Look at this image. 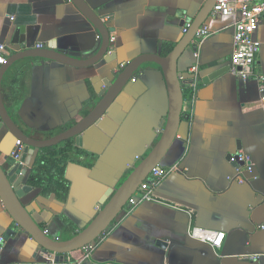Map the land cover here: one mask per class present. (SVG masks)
<instances>
[{
	"label": "crops",
	"instance_id": "obj_1",
	"mask_svg": "<svg viewBox=\"0 0 264 264\" xmlns=\"http://www.w3.org/2000/svg\"><path fill=\"white\" fill-rule=\"evenodd\" d=\"M86 1L114 29L111 53L87 67L23 58L5 75L7 109L34 138H49L78 122L134 57L165 55L182 38L185 22L207 0ZM239 14L212 11L205 23L210 35L201 43L195 40L179 58L184 77L182 120L162 161L161 167L169 171L153 189L155 200L142 201L132 211L126 206L92 243L89 257L82 248L66 254L62 262L14 221L0 198V236L6 238L0 264H264V93L257 79L264 74V21L254 34L260 51L245 79L230 71ZM50 43L89 57L99 48L100 33L72 0H0V44L6 45L7 56ZM193 65L200 79L196 90L190 74ZM167 113L162 68L146 63L104 116L82 133V145L75 142L92 164H87L88 157L65 164L70 182L66 199L43 195L33 187L22 198L29 212L63 239L85 228L104 207L107 192H114L132 171L129 163L138 155L145 157L157 143ZM16 142L3 126V166L15 162ZM242 152L251 157L252 171L238 160ZM65 220L75 233L67 230ZM192 225L226 232L223 247L214 250L191 237Z\"/></svg>",
	"mask_w": 264,
	"mask_h": 264
},
{
	"label": "water",
	"instance_id": "obj_2",
	"mask_svg": "<svg viewBox=\"0 0 264 264\" xmlns=\"http://www.w3.org/2000/svg\"><path fill=\"white\" fill-rule=\"evenodd\" d=\"M72 1L100 33V45L96 53L89 57L80 56L59 49L55 43H50L45 47H29L19 50L9 55L4 64H0V129L6 126L25 145L20 161L15 160L14 163H9L8 166H3L0 163V198L14 221L41 247L55 253L59 261L62 262L66 261V254L78 251L101 237L124 211L130 197L150 176L153 169L162 166V161L178 134L182 120L184 90L178 61L186 49L195 41L198 29L206 23L217 0L206 1L199 13L192 18L191 27L186 33H183L182 38L167 54L148 53L134 57L122 67L112 81H109L100 94V100L78 122L49 138L37 139L28 135L16 124L5 104L3 80L9 68L18 60L28 57L46 59L75 67L92 66L104 59L111 46L113 27H109L86 0ZM146 63H156L162 68L167 85L168 113L163 121L161 136L151 151L135 163L132 171L122 184L114 192L111 189L107 192V196H110V198L106 203L108 197L104 199L103 203L105 205L95 218L72 237L63 239L61 235H58V231H54L52 228H43L23 203L22 198L33 190V186L26 183L27 167L31 165L33 155L39 149L56 146L70 138L75 139L77 145H82V133L104 116L127 83L135 77L136 73ZM222 71L223 69L215 71L209 75V78L220 74ZM39 206L53 211L42 204H39Z\"/></svg>",
	"mask_w": 264,
	"mask_h": 264
},
{
	"label": "built area",
	"instance_id": "obj_3",
	"mask_svg": "<svg viewBox=\"0 0 264 264\" xmlns=\"http://www.w3.org/2000/svg\"><path fill=\"white\" fill-rule=\"evenodd\" d=\"M239 11V19L234 25V51L231 56L230 71L237 75L247 79L252 74V68L256 63L258 53L260 51L261 42L254 37V34L258 30L260 24L264 21V0H217L213 12L221 13L223 15H231L236 11ZM192 25V19H188L183 26V33H186ZM210 35V28L203 24L196 34L195 40L198 43L203 42ZM40 47V46H39ZM109 53L112 52L110 46ZM198 56V54L196 53ZM6 45L0 44V64H4L7 61ZM198 67L193 65L190 68V74L193 75L194 82L192 84L194 90L197 89L199 84V77L197 74ZM181 80L184 78L180 75ZM259 90L264 93V74L257 76ZM262 102L264 103V95L262 96ZM24 143L17 139L16 147L12 152V157L16 161H20L24 152ZM141 157L138 155L135 157V162L129 163V167L133 168L135 163ZM238 160L244 162L249 171L253 170L252 159L246 153L238 154ZM169 170L160 167L154 168L150 176L140 185V188L136 193L130 197L127 206L128 211L132 209L142 201L155 200L153 189L161 182ZM191 237L198 239L206 244H209L214 250L221 249L224 245L226 238V232L208 229L201 226L192 225L189 230ZM6 244L5 236H0V251ZM86 252L85 258L90 256V253L94 250V245L88 244L83 248ZM255 258V256H252Z\"/></svg>",
	"mask_w": 264,
	"mask_h": 264
},
{
	"label": "trees",
	"instance_id": "obj_4",
	"mask_svg": "<svg viewBox=\"0 0 264 264\" xmlns=\"http://www.w3.org/2000/svg\"><path fill=\"white\" fill-rule=\"evenodd\" d=\"M172 48L173 46L167 48L164 54H167ZM6 87L7 78L5 76L3 80L4 91ZM85 157H88L87 152L77 146L72 138L57 146L39 149L33 156L26 180L29 185L39 189L41 194H55L58 199L64 200L70 189V182L65 176V164L71 160H81ZM88 158L90 160L87 164H92L91 158ZM65 225L67 230L74 231L69 221L65 220ZM69 237L71 235L66 238Z\"/></svg>",
	"mask_w": 264,
	"mask_h": 264
}]
</instances>
